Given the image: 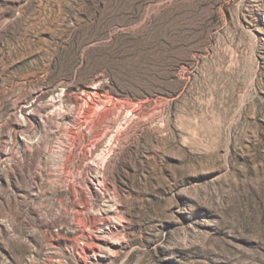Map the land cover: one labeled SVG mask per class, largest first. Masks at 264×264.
Listing matches in <instances>:
<instances>
[{
	"label": "rangeland",
	"instance_id": "obj_1",
	"mask_svg": "<svg viewBox=\"0 0 264 264\" xmlns=\"http://www.w3.org/2000/svg\"><path fill=\"white\" fill-rule=\"evenodd\" d=\"M0 264H264V0H0Z\"/></svg>",
	"mask_w": 264,
	"mask_h": 264
}]
</instances>
